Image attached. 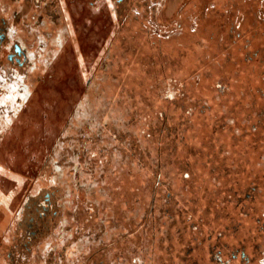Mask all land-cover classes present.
<instances>
[{
  "label": "rangeland",
  "instance_id": "1",
  "mask_svg": "<svg viewBox=\"0 0 264 264\" xmlns=\"http://www.w3.org/2000/svg\"><path fill=\"white\" fill-rule=\"evenodd\" d=\"M126 2L122 19L108 18L104 8L88 21L85 4L81 11L66 5L56 7L54 25L42 15L41 8L31 11L32 16L37 14L46 21L47 55L41 59L42 69L28 75L25 95L13 99L29 101L19 114L23 124L31 101L42 102L41 111L31 114L35 122L29 126L33 131L29 139L33 147L45 138L47 152L42 160L46 159L47 166L60 168L56 175L47 167L50 176L40 178L42 172L36 169L27 175L20 165L14 180L21 183L13 182L10 191L18 196L17 207L24 186L34 194L40 185L51 187L57 182L64 197V228L71 226L68 222L76 201H82V208L94 207L99 217L105 213L110 218L112 213L101 205L102 199L133 201V197L148 196L149 178L154 177L157 165L161 181L167 179L166 174L170 178L165 190L179 197L188 193L182 186V171L176 174V166H169L174 157L180 164L188 160L199 164L203 115H192L187 122L183 118L186 111L172 106L167 116L168 100L161 101L153 88L154 79L160 84L178 80L187 105L188 95L211 105L212 114H205L204 120L209 127L213 114L223 115V106L239 109V102L247 100L233 79L239 74L244 80L249 73L242 62L246 63L245 52L250 49H236L233 41L238 25V46L244 45L242 39L251 37L252 24L263 34L264 0ZM12 4L9 9L15 10L17 4ZM251 11L256 12V19ZM226 82L230 95L217 99L215 84ZM49 118L57 123L53 121L55 127L44 129L40 123ZM23 141H12L8 146L21 152ZM1 158L6 160L7 156ZM16 161L12 162L18 165ZM46 164L43 167L41 163V169ZM155 185L153 182L152 187Z\"/></svg>",
  "mask_w": 264,
  "mask_h": 264
},
{
  "label": "flooded vegetation",
  "instance_id": "2",
  "mask_svg": "<svg viewBox=\"0 0 264 264\" xmlns=\"http://www.w3.org/2000/svg\"><path fill=\"white\" fill-rule=\"evenodd\" d=\"M12 3L17 4L15 10L9 9ZM84 4L90 21L104 8L108 18L122 19L127 2L0 0V159L7 155L0 162V264H264V32L260 35L254 24L251 37L242 39L244 45L238 46L240 25L233 41L236 49H250L245 52L246 63L241 60L249 73L243 80L235 72L238 75L233 79L247 100L239 102V109L223 106V115H212L211 128L204 121L205 114H212L211 105L185 94L187 105L178 80L160 84L154 79L153 88L161 101L168 100L167 116L172 106L186 111L187 122L192 115H203L199 164L189 160L180 164L174 157L169 166L177 167L176 174L182 171L186 195L167 191L170 178L166 174L167 179L161 181L157 165L154 177L149 178L148 196L131 197L133 201L102 199L101 205L112 213L110 218L105 213L99 217L94 207L82 208V201H76L68 222L71 226L64 228V197L57 182L51 187L40 185L34 194L24 186L15 207L18 196L10 188L20 182L14 180L16 167L21 165L27 175L37 169L42 172L40 178L50 176L47 167L56 175L60 168L42 160L47 152L45 138L37 139L32 147L28 133L35 118L28 117L27 111L23 124L19 114L28 102L13 99L25 95L28 75L42 69L46 54V21L31 11L41 8L42 15L55 25L56 7L69 5L81 11ZM31 39L33 43L28 42ZM214 92L222 99L231 88L227 82L215 84ZM42 117L46 119L44 112ZM18 140L24 141L17 153L8 144ZM41 163L46 168L41 169Z\"/></svg>",
  "mask_w": 264,
  "mask_h": 264
},
{
  "label": "bare ground",
  "instance_id": "3",
  "mask_svg": "<svg viewBox=\"0 0 264 264\" xmlns=\"http://www.w3.org/2000/svg\"><path fill=\"white\" fill-rule=\"evenodd\" d=\"M81 26V25H80ZM94 27V26H93ZM92 29V28H91ZM97 29V28H96ZM102 36V35H101ZM64 38V37H63ZM56 39V38H55ZM64 40V39H63ZM65 41V40H64ZM67 42V41H66ZM68 43V42H67ZM66 43V44H67ZM56 44H59V43H57L56 42ZM55 44V45H56ZM57 46V45H56ZM59 46V45H58ZM57 46V47H58ZM70 48H71V46H70ZM72 50V49H71ZM58 53V52H57ZM47 55V54H46ZM70 58V57H69ZM78 58V57H77ZM79 58H80V56H79ZM78 58V59H79ZM78 59H76V61L78 60ZM82 59V58H81ZM63 61V60H62ZM61 61V62H62ZM79 62L81 61V60H78ZM78 62V63H79ZM59 63V62H58ZM57 63V64H58ZM63 63V62H62ZM74 63V62H73ZM71 64V63H70ZM77 64V63H76ZM80 64V63H79ZM60 65V64H59ZM76 66H78V65H76ZM58 69H60V68H58ZM60 71V70H59ZM6 72V71H5ZM62 72V71H61ZM26 74V73H25ZM58 74H60V73H58ZM9 82V81H8ZM18 83V82H17ZM9 84V83H8ZM10 84H11V82H10ZM9 84V85H10ZM4 85V84H3ZM50 87V86H49ZM14 88V87H13ZM8 89H10V88H8ZM13 90V89H12ZM12 92H10V94H11ZM27 95V94H26ZM41 95V94H40ZM52 96V95H51ZM48 98H50V97H48ZM5 99V98H4ZM29 102V101H28ZM32 102V105H31V108L29 109V111H28V117L32 114V113H38L39 111H41V108H40V104L42 103H38V102H35V101H31ZM63 102V101H62ZM65 105V104H64ZM58 108V107H57ZM57 110V109H56ZM59 110V109H58ZM53 113V112H52ZM54 113H55V111H54ZM34 116V115H33ZM29 119V118H28ZM53 121H55V120H53ZM53 121L49 118V119H47V120H45L43 123L41 122L40 124L41 125H43V128L45 129L46 127H50V126H52V127H55V125H53ZM32 122H35V120L34 121H32ZM56 123H57V121H55ZM18 129H21V127L20 128H18ZM33 131H29V133L28 134H31ZM7 156V155H6ZM17 160V159H16ZM0 162H2V159H0ZM19 162V161H18ZM22 162V161H21ZM76 162V161H75ZM78 162V161H77ZM20 163V162H19ZM0 164H2V163H0ZM3 165V164H2ZM2 165H1V167H2ZM78 167V166H77ZM78 169V168H77ZM3 173H5V172H3ZM6 175V174H5ZM12 177V176H11ZM77 177V176H76ZM253 188V187H252ZM255 193V192H254ZM5 200V199H4ZM249 231V230H248ZM245 234H246V232H245ZM244 239V238H243Z\"/></svg>",
  "mask_w": 264,
  "mask_h": 264
},
{
  "label": "trees",
  "instance_id": "4",
  "mask_svg": "<svg viewBox=\"0 0 264 264\" xmlns=\"http://www.w3.org/2000/svg\"><path fill=\"white\" fill-rule=\"evenodd\" d=\"M100 151H102V149H100Z\"/></svg>",
  "mask_w": 264,
  "mask_h": 264
}]
</instances>
